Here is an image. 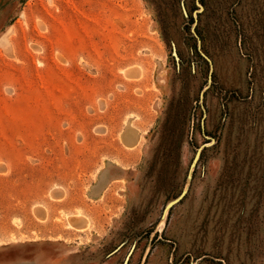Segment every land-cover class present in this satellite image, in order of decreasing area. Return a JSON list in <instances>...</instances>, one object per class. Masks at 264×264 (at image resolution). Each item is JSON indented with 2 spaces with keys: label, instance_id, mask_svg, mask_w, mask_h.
Masks as SVG:
<instances>
[{
  "label": "rangeland",
  "instance_id": "obj_1",
  "mask_svg": "<svg viewBox=\"0 0 264 264\" xmlns=\"http://www.w3.org/2000/svg\"><path fill=\"white\" fill-rule=\"evenodd\" d=\"M0 264H264V0H0Z\"/></svg>",
  "mask_w": 264,
  "mask_h": 264
},
{
  "label": "bare ground",
  "instance_id": "obj_2",
  "mask_svg": "<svg viewBox=\"0 0 264 264\" xmlns=\"http://www.w3.org/2000/svg\"><path fill=\"white\" fill-rule=\"evenodd\" d=\"M124 139L126 141V143H128L129 145H133L134 143H136V140H137V135H136V132L132 129V128H129L125 134H124ZM78 218H75V219H72V221L80 224L83 219L82 218H79L80 216H77Z\"/></svg>",
  "mask_w": 264,
  "mask_h": 264
},
{
  "label": "water",
  "instance_id": "obj_3",
  "mask_svg": "<svg viewBox=\"0 0 264 264\" xmlns=\"http://www.w3.org/2000/svg\"><path fill=\"white\" fill-rule=\"evenodd\" d=\"M206 147H208V145H204V146H202V148L198 151V157H199V155H200V153H201V151L204 149V148H206ZM192 180V172H190V176H189V182ZM185 193H186V190L184 191V193L182 194V196H180L179 198H177V199H174V200H172L171 202H169V204L167 205V208L166 209H171L174 205H176L177 203H179L180 201H181V199L183 198V196L185 195Z\"/></svg>",
  "mask_w": 264,
  "mask_h": 264
}]
</instances>
